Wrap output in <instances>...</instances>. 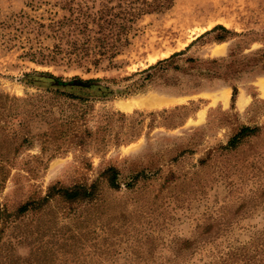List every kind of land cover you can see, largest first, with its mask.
<instances>
[{"label":"rangeland","instance_id":"374dc122","mask_svg":"<svg viewBox=\"0 0 264 264\" xmlns=\"http://www.w3.org/2000/svg\"><path fill=\"white\" fill-rule=\"evenodd\" d=\"M116 2L0 0V264H264V0H173L110 56L95 13ZM243 125L260 130L220 149Z\"/></svg>","mask_w":264,"mask_h":264},{"label":"trees","instance_id":"16d2710c","mask_svg":"<svg viewBox=\"0 0 264 264\" xmlns=\"http://www.w3.org/2000/svg\"><path fill=\"white\" fill-rule=\"evenodd\" d=\"M173 0H117L115 6L105 5L95 13L98 17H101L99 26L102 31L105 32V36L101 38L103 40L102 49L100 52L102 54L109 53L112 54L119 52L120 48L126 46L128 43L127 34L131 29L135 20L142 14L150 13L155 10H164L171 7ZM68 20V18L66 19ZM66 23L65 21H58L57 25ZM55 26V23H54ZM94 29V27H89ZM224 28V27H222ZM91 40V35L85 38L84 42L89 43ZM101 54V53H100ZM143 70L142 72H145ZM26 78H32L27 75ZM37 78V79H36ZM38 78H44L53 86L58 88L64 87H91V86H101L99 85V79H87L83 80L79 77H74L69 80H63L59 76H54L49 72H39L34 79L29 81H36ZM146 78V77H145ZM142 84V83H140ZM132 84L126 85L125 87L116 88L118 92H128L132 89ZM104 92L112 93L110 87L104 86ZM260 130L259 126H241L228 140L225 145H221L219 148L222 150H234L237 149L247 138L256 136ZM213 151V150H212ZM102 176L107 180L110 187H118V171L115 167H108L102 173ZM98 182H92L89 185L77 184L72 187H52L48 194L41 200H31L20 205L16 210L15 215H21L29 211H33L41 207V203L47 202L51 197L58 196L67 201H91L96 197L98 192ZM8 214L0 210V219L5 218L7 220ZM191 243L190 239H185L183 245L185 248L189 247ZM242 251H250L246 246H237L231 248L225 253V256L238 257Z\"/></svg>","mask_w":264,"mask_h":264},{"label":"bare ground","instance_id":"6f19581e","mask_svg":"<svg viewBox=\"0 0 264 264\" xmlns=\"http://www.w3.org/2000/svg\"><path fill=\"white\" fill-rule=\"evenodd\" d=\"M226 91H227V90H226ZM222 92H223V91H222ZM221 94H222V93H221ZM222 95H223V94H222ZM222 95H221V96H222ZM227 96H228V95H227ZM225 97H226V96H225ZM215 98H217V97L215 96L214 99H215ZM224 99L226 100V98H224ZM148 105H149V106H153V105H155V103L150 102ZM129 106L131 107V104H130V103H127L126 105H124V107H129ZM141 106H142V105H141ZM125 110H126V109H125Z\"/></svg>","mask_w":264,"mask_h":264}]
</instances>
